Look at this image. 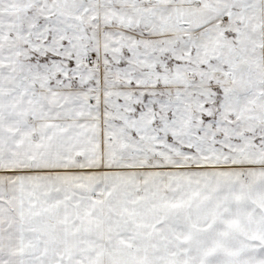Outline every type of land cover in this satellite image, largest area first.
Wrapping results in <instances>:
<instances>
[{
  "label": "snow or ice",
  "instance_id": "1",
  "mask_svg": "<svg viewBox=\"0 0 264 264\" xmlns=\"http://www.w3.org/2000/svg\"><path fill=\"white\" fill-rule=\"evenodd\" d=\"M0 264H264V0H0Z\"/></svg>",
  "mask_w": 264,
  "mask_h": 264
}]
</instances>
